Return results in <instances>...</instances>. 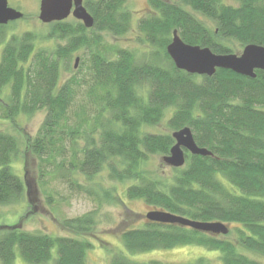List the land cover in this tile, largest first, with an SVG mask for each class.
Masks as SVG:
<instances>
[{"label": "trees", "instance_id": "trees-1", "mask_svg": "<svg viewBox=\"0 0 264 264\" xmlns=\"http://www.w3.org/2000/svg\"><path fill=\"white\" fill-rule=\"evenodd\" d=\"M149 2L150 14L138 22V50L100 49L101 38L89 35L128 33V0H85L94 27L78 20L51 23L47 38L66 41L51 51L36 48L38 35L30 31L7 40V26H0V95L8 91L7 100L0 97V116L14 123L18 115L46 112L37 135L25 141L26 154L41 162V182L54 172L90 197L97 194L95 185L71 177L91 184L107 171L110 182L130 181L126 198L150 210L233 226L227 235H214L148 220L129 226L124 220L123 250L102 243L111 264H166L135 262L127 254L189 245L219 251L223 264H264L252 256L264 257V70H256L255 78L226 69L211 77L193 75L177 69L167 52L174 31L185 43L216 54L264 46V0ZM81 49L89 50V59L62 83L61 66ZM164 120L168 132L146 130ZM185 127L212 155L187 152L185 165L171 167L169 179L146 169L151 157L170 154L172 133ZM20 153L18 138L0 129V205L25 198L27 181L11 168ZM98 187L96 210L63 220L72 235L28 232L20 224L0 227V264H14L17 252L27 264H87L90 240L100 239L95 229L102 207L123 202L115 187ZM188 264L211 263L200 258Z\"/></svg>", "mask_w": 264, "mask_h": 264}, {"label": "rangeland", "instance_id": "rangeland-1", "mask_svg": "<svg viewBox=\"0 0 264 264\" xmlns=\"http://www.w3.org/2000/svg\"><path fill=\"white\" fill-rule=\"evenodd\" d=\"M41 0H8L9 5L24 13L25 17L21 20L12 22L7 26V40L12 35H22L25 32H33L38 35L36 48H44L49 51L53 50L59 43L65 44L66 41L59 39L47 38L51 31V24H45L39 19ZM173 1V0H171ZM127 8L132 12L133 24L131 30L123 36H113L108 33H91L90 36L97 35L101 38L100 49H116L127 48L130 50L141 49V44L138 42L140 37L138 31V22L146 17L151 12L149 0H128ZM76 19L70 16L65 21L74 22ZM97 33V34H96ZM96 46V45H95ZM2 48V47H1ZM243 48L235 51L236 54H241ZM80 58L78 67L75 69L76 58ZM89 59V50L81 49L73 54L71 62L61 66V82H65L72 76L82 61ZM2 100H7L8 91L0 95ZM82 102V100L80 101ZM0 115L4 103L0 101ZM46 112L39 111L33 116L18 115L15 122L3 119L0 116V129L16 136L20 142L21 153L18 158L13 160L11 168L13 172L22 179L27 181V190L25 198L14 204L0 205V227L14 226L20 224L21 227L28 232H42L53 236L72 235L63 228L62 222L65 219L81 217L86 213L96 210L97 195L101 194L98 185L116 188L117 196L123 199L122 204L105 205L100 211V215L96 219V235L100 239L90 240L94 248L87 253V264H111V254L106 250L102 243H111L115 249L123 250L119 240L121 227L125 228L124 220L129 221V226H142L147 222L145 214L150 210L143 201H131L126 198L125 191L129 182L120 183L118 181L110 182L107 176V171L95 178V182L91 184L83 177H74L80 184L84 186H94L97 194L88 196L83 191L71 188V184L67 181L68 178H62L54 172L51 177L44 178L41 182L39 178V163L31 153L26 154L25 141L27 137H35L45 119ZM150 132H168L166 120L162 121L157 126L146 128ZM25 151V154H24ZM29 151V150H28ZM59 162H64L58 158ZM145 168L152 173L158 174L161 178H171V167L165 164L162 156H153L145 165ZM48 171H54V167L48 168ZM62 171V170H61ZM51 197L49 201L48 198ZM98 199V198H97ZM134 210L137 215L129 214L125 206ZM127 213V214H126ZM123 222V224H120ZM232 229V225H228ZM128 227V226H127ZM1 230V229H0ZM230 238H233L231 235ZM128 257L135 262L147 263L153 260L162 261L166 264H188L194 263L196 260L203 258L211 264H223L220 259V252L209 250L205 247L189 245L175 248L172 250H155L139 254H127ZM255 259L264 263V257L260 255H252ZM14 264H27L19 252Z\"/></svg>", "mask_w": 264, "mask_h": 264}, {"label": "water", "instance_id": "water-1", "mask_svg": "<svg viewBox=\"0 0 264 264\" xmlns=\"http://www.w3.org/2000/svg\"><path fill=\"white\" fill-rule=\"evenodd\" d=\"M85 0H41L39 19L45 24L61 22L73 16L88 29L95 25L94 17L87 10ZM24 13L9 6L8 0H0V25H7L24 18ZM167 52L177 69L189 74L213 76L218 69L231 70L245 77H256V70H264V46L249 44L241 54H216L209 47L190 45L183 41L177 31L167 47ZM80 58H76L75 69ZM175 140L170 154L163 157L166 165L181 168L186 163V153L211 156L212 153L198 146L191 128L185 127L172 133ZM145 218L153 223L181 225L214 235H227L228 225L221 222H201L175 215L164 210H150Z\"/></svg>", "mask_w": 264, "mask_h": 264}, {"label": "flooded vegetation", "instance_id": "flooded-vegetation-1", "mask_svg": "<svg viewBox=\"0 0 264 264\" xmlns=\"http://www.w3.org/2000/svg\"><path fill=\"white\" fill-rule=\"evenodd\" d=\"M10 6V5H9ZM11 7V6H10ZM25 17V16H24ZM12 22H10L9 24H7V25H0V26H9L10 24H11Z\"/></svg>", "mask_w": 264, "mask_h": 264}]
</instances>
